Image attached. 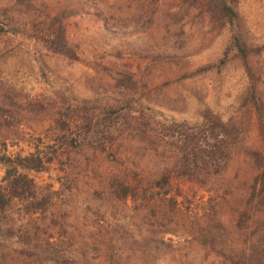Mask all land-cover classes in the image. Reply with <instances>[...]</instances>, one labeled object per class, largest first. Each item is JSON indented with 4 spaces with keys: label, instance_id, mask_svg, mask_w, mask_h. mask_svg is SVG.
<instances>
[{
    "label": "trees",
    "instance_id": "obj_1",
    "mask_svg": "<svg viewBox=\"0 0 264 264\" xmlns=\"http://www.w3.org/2000/svg\"><path fill=\"white\" fill-rule=\"evenodd\" d=\"M177 2L172 9L148 13L150 19L155 17L163 24L153 29L141 26L137 13L124 18L111 9L113 4L108 0H0V35L25 39L35 49L86 64L99 81L123 99L63 106L64 112L59 116L55 113L54 126L61 132L55 142L95 153L115 145L117 151L162 163L158 170L148 172L133 170L132 160L130 168L111 173L108 187L116 197L145 205L161 197L174 207L176 200L168 194L172 177H177L200 184L210 193L222 190L229 195L222 200L233 204L227 219L215 210L194 218L183 242L165 239L163 235L174 233L175 228L165 223L159 225L161 228L150 226L146 214L138 209L141 216L135 215V222L127 221L120 236L82 238L71 264H264V77L254 63L264 46L249 43L238 0ZM183 4L199 7L208 15L205 34L210 37L229 27V45L248 80L241 106L253 115L257 131L254 144L245 142L239 123L225 122L210 110L202 114L201 123L191 125L154 122L135 106L136 95L160 92V85L167 83L160 84L157 66L177 63L192 53L186 42L172 33L182 32V28H172L167 21ZM171 34L174 39L164 47L152 42L146 48L137 44L143 38L163 41ZM224 63L222 58L192 73ZM44 110L47 108L40 102L22 105L13 96L0 93V148L7 150L15 140L20 141L8 133L11 129L23 132L28 125L27 112ZM239 158L248 166L235 167L228 177L230 164ZM52 160L38 149L25 155L3 152L0 162L6 167L4 181L9 191L0 187V207L25 194L29 182L26 170L45 171ZM39 261L58 262V257L49 254Z\"/></svg>",
    "mask_w": 264,
    "mask_h": 264
},
{
    "label": "rangeland",
    "instance_id": "obj_2",
    "mask_svg": "<svg viewBox=\"0 0 264 264\" xmlns=\"http://www.w3.org/2000/svg\"><path fill=\"white\" fill-rule=\"evenodd\" d=\"M108 1L113 4L111 9L121 12L124 18L137 13L138 23L153 29L163 24L155 17L150 19L148 13L172 9L178 4L177 0ZM237 9L249 43L264 46V0H238ZM208 20L204 11L188 4H183L178 14L172 13L167 19L170 27L182 28V32L172 33H177L192 53H186L177 63L157 66L155 73L160 84L167 83L160 85V92L136 95L135 106L148 113L154 122L191 125L201 123L202 114L210 110L225 122L239 123L245 142L254 144L257 131L253 115L241 106L248 80L229 45L230 29L226 26L210 37L205 34ZM173 34L163 41L154 36L156 42L143 38L137 44L146 48L150 45L148 42H152L164 47L172 42ZM222 58L225 63L219 67L192 73ZM254 63L264 77V50ZM0 93L13 96L22 105L33 101L47 108L42 113L27 112L28 125L23 132L11 129L8 133L20 141L15 140L7 150L0 148V156L3 152L25 155L38 149L53 157L45 171L26 170L29 182L25 194L13 198L6 207H0V264H40V257L49 254L56 255L58 262L45 264H71L82 238L120 236L127 221L135 222V215L141 216L138 209L146 214L150 226L161 228L159 225L165 223L175 228L174 233L163 235L175 242H183L196 217L215 210L228 218L233 204L222 200L223 196L229 198L228 194L222 190L218 194L210 193L200 184L177 177H172L168 194L176 200L174 207L161 197L150 205L130 199L125 202L112 193L107 176L130 168L132 160L133 170L148 172L162 167L160 161L131 156L122 149L115 150V145L104 153H95L55 142L61 135L54 126L55 113L59 116L64 112L63 106L83 101L112 103L123 100L109 85L99 81L86 64L35 49L25 39L0 35ZM241 160L230 164L228 177L235 167L248 166ZM5 174L6 167L0 162V187L7 192Z\"/></svg>",
    "mask_w": 264,
    "mask_h": 264
}]
</instances>
